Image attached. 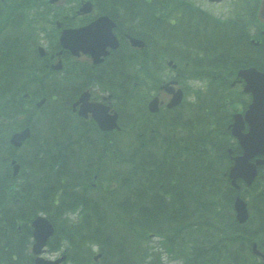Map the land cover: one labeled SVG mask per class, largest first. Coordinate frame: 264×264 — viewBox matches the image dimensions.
Wrapping results in <instances>:
<instances>
[{
	"label": "trees",
	"instance_id": "trees-1",
	"mask_svg": "<svg viewBox=\"0 0 264 264\" xmlns=\"http://www.w3.org/2000/svg\"><path fill=\"white\" fill-rule=\"evenodd\" d=\"M91 1L96 8L100 7V0ZM133 1L136 3L133 7L123 6L112 11L113 0H104L102 3L111 5L107 9L102 7V11L118 21V13L128 10L131 21L121 26L117 22V28L151 38L135 22L139 19V24L147 26V19L140 16V11L147 10L146 0ZM2 3L0 214L5 216L6 203L15 206V196H27L26 201L32 203L35 195L44 196L50 192L54 196L51 201L53 211L78 210L82 214L81 225L67 223L62 227L67 232L77 231L86 242L87 257L91 254L90 243H96L104 257L102 264H144L152 253L140 245L149 235L160 237V246L180 264H260L249 243L255 239L264 250V173L247 188L249 195H254L257 200L255 211L260 218L258 221L250 218L243 224L235 219L232 201L236 190L224 174L228 166L225 145L233 138L226 127L229 115L222 99V87H230L238 67L255 65L264 69V37L258 45H252L248 41V32L238 31L240 26L244 30L253 21L251 12H248L251 20L245 19L242 24L238 19L242 15L238 12L234 17L236 20H230L229 24L216 19H200L192 27L196 37L189 42L181 38L180 25L164 23L153 13L154 22L150 27L160 31L156 44H160V36H165L166 30L175 28L176 36L167 40L163 38L169 42L166 50L176 43L180 52H194L185 61H194V73L208 81L211 93L188 104H192V111L187 115L183 106L176 110V114L163 112L166 118L175 119L166 124L167 137H162L164 125L158 122L151 124L147 132L144 128L118 139H109L95 128L91 120L74 122L78 134L74 132L73 118L81 119L76 118L71 109L58 111L50 109L49 103L34 104L41 94L39 92H44L43 88L32 87L35 80L42 79L35 71L42 67L40 56L31 54L24 44L18 46L17 42L23 37L10 29L17 27V7L12 9L7 2ZM225 26L232 31L231 38H224ZM144 52L146 50L140 53L142 62L146 56ZM131 53L137 54V49H131ZM168 54L178 62L180 75L186 74L188 67L183 65L184 59L174 51ZM32 55L33 60H26ZM142 74H138L140 82ZM24 92H28V98ZM72 93L74 95L76 89ZM69 99L58 105L68 104ZM163 119L161 115L160 120ZM133 123L136 127L144 125L142 119ZM25 125L30 126L31 134L21 152L15 153L16 147L8 143V136ZM90 128L97 131L96 138L87 135ZM119 143L123 146L117 148ZM237 147L235 149L239 151ZM141 148L147 152H141ZM13 156L27 172L23 182L15 181L14 184L10 170ZM94 180L99 182L96 188L92 186ZM11 187L17 190L10 191ZM59 196L60 202L54 204V199ZM19 209L22 208H10L9 211ZM46 214L51 215L50 210ZM54 215V222L59 224L61 216L57 211ZM64 219L68 218L64 216ZM81 226L85 234H80L78 228Z\"/></svg>",
	"mask_w": 264,
	"mask_h": 264
},
{
	"label": "flooded vegetation",
	"instance_id": "flooded-vegetation-1",
	"mask_svg": "<svg viewBox=\"0 0 264 264\" xmlns=\"http://www.w3.org/2000/svg\"><path fill=\"white\" fill-rule=\"evenodd\" d=\"M164 1L166 0H158L161 12L157 14V18H159V20L164 23H173L174 18L172 17V15H170V13H172V9L175 10V17L176 20L179 22H182L184 18H187V20H192L196 18L201 19L203 21L206 20L205 18H217L222 21H230L232 19L231 12H237L238 10H241L243 8H247V5L256 10L260 3V0H167V2H170L168 4ZM152 2L153 0H146V5L151 6ZM118 3H120L118 2V0H113V2L111 3L112 5L106 2L103 8L107 9L109 8V5H111V8H113L112 11H115L117 10V8L123 7V5H120ZM169 4L172 5V9H170L167 14H164L163 10ZM124 7L129 8L126 5ZM99 9H102L101 4ZM214 9H219L222 12L227 11V17L224 19L214 17L210 14V11ZM189 12H191V15L189 14ZM92 15L93 14L77 15L83 18L80 19L77 25H82L88 22ZM263 30L264 28L259 29V33L261 34ZM250 38H258L257 33L254 37ZM119 40L124 42V38H122V40L119 38ZM172 50H175L174 52L177 53L178 57L184 59L183 65L186 64L188 67V72L186 74L180 75V72L177 71L179 66L178 62L174 61L173 59H171L169 61L170 64L167 65L168 60L165 57L163 65H158L154 56L149 58L146 65V89L148 91L147 95L151 94L150 90L154 88L153 96L158 97V101L164 104V108H167L166 102H168L170 98V94L166 90L161 89V86L164 81L174 79L177 81L178 87L183 88V81L185 79L189 78V81H193L194 77H197V75L194 73V61L191 59L189 61H185V58H188L189 55H193L194 52H180L177 47H170L168 53ZM61 54L62 52L59 54V56ZM111 55H114V53H112ZM51 57H53V54H51ZM71 59L72 60L68 62L69 67H74L75 65H78L80 68L84 67L85 69L94 68V65H91V63L89 62L88 55L83 54L81 52L73 56ZM63 63L65 62L63 61ZM181 66L182 64L180 63V67ZM156 68L158 69V71L153 72L152 70H156ZM166 68H168L169 76H167L165 72ZM76 71L78 70L73 69L74 73ZM234 85L240 87V91H242L241 83L236 82L234 83ZM189 91V88H186L183 91V102L181 103L182 106H187V104L189 103L188 99H186L187 93L189 94ZM226 102H228V99H226ZM178 105L171 106L169 108L178 110L180 108V103ZM88 108L89 107L87 105L84 106V109ZM191 111L192 110L190 109V107L184 110L186 114ZM226 113L228 114L227 111ZM164 115L165 114H162V118H166V115ZM154 117L161 119V115H155ZM162 137H166V135ZM230 156L231 155L228 156L229 164L227 169L230 168V166L233 164V161L231 160ZM261 173H264V169H259V173L257 174V176H261ZM15 198L21 201V203L19 204L14 203L15 208L22 209L15 210L12 212L5 210V216L2 215V213L0 214V264H35L36 262L37 264H39L38 261L43 264H102L99 263L101 258L103 257L102 252L99 249H97L96 253H92L90 255V258H88L86 254V242L82 241L81 236L77 234V231L67 232L65 228L62 227V225L64 226V224L67 223L73 225H81V221L79 218L80 215H76L74 221H71L70 219H64V216H70L72 214L70 211L54 210L55 212L57 211V213L61 216L62 220L58 222L59 224L51 222L50 225L52 228L50 229L47 236L44 238V243L42 245H40L41 243H39L40 246L37 245L38 238L34 233V230L36 229L35 223L40 222L39 229H43L44 232V224L38 218H47L46 211H53L51 201L54 196L50 194V192H48L44 196L35 195L32 198V203L26 201L27 199H29V197L27 196L19 195ZM59 202L60 196L59 198L56 197V199H54V204H58ZM30 207L31 209H29ZM7 208L10 207L7 206L6 203V209ZM44 208H47V210H44ZM78 229L81 231L80 234H85L83 226L79 227ZM42 239L43 238H41V240Z\"/></svg>",
	"mask_w": 264,
	"mask_h": 264
},
{
	"label": "rangeland",
	"instance_id": "rangeland-1",
	"mask_svg": "<svg viewBox=\"0 0 264 264\" xmlns=\"http://www.w3.org/2000/svg\"><path fill=\"white\" fill-rule=\"evenodd\" d=\"M10 1L13 2V1H16V0H10ZM103 1L104 0H100V2H99L102 7H104V3H102ZM124 1L126 3L125 2H120L118 4L123 5V6L126 5L128 7H133V5L136 4L133 0H124ZM76 5H78L76 0H74L73 4H72L71 1H67L65 3H62L59 7H52V12L53 13H62V12L66 11L69 8H71V10L73 11V9L75 10V8H76L75 6ZM151 6L152 7L146 6L145 7L147 9L146 11H140V16H142L143 18L147 19V26L139 24L140 23L139 19H136L135 22H136L137 25L140 26V29L142 31H144L145 33L148 32L149 36L151 37V38H146V42H149L151 47H153V45L155 44L156 48L158 50H160L161 42H160V44H156L157 34L160 31L159 30L157 31L155 28H151L150 27L151 23L154 22V20L151 18L153 13H154V17H155L156 14H159L161 12L158 0H153ZM170 9H172V5L171 4L167 5L166 8L163 10L164 14H167ZM95 10H96V8H95ZM174 11L175 10L172 9V13H170V15H172V17L174 18L173 19V23L178 24V25L181 26V28H182L181 38H183L184 40L189 42L192 38L196 37V34L194 33L192 27L194 26L195 23H199L200 19L194 18L192 20H187V18H184L182 22H179V21L176 20ZM52 12L50 10L49 14L52 15ZM237 12L240 13L243 16V17L241 16L240 18H238L240 23L242 24L245 19L251 20L250 14L248 12H251V15L254 16L255 9H253L249 5H247V9L243 8L241 10H238ZM210 14L215 16V17L221 18V19L226 18L227 17L226 15H228L227 11H223L222 12L219 9H214V10L210 11ZM28 15H30V12H28ZM55 18H57V16H52L50 18V22H51L50 25L52 26V27H48V30H50V31L47 34H43V33L40 32V34H43V37L37 39L36 45L41 44L45 48L46 51L47 50L52 51L53 48H54V45H55L54 44L55 43L54 39L52 38L53 34H54V31H55L54 30V20H55ZM35 23L38 25V24L41 23V20H37ZM224 23L229 24V22H226V21ZM23 25H24V27H25V29L27 31L31 32L29 23L26 22V23H23ZM238 27H239V25H238ZM240 28L241 29H238V31L240 30V32H243L245 34H246V31L248 32V34L253 31V28H251V27L250 28L249 27H245L244 30H243L242 26H240ZM258 28L263 29L262 25L257 24V29ZM7 29L8 28L5 29L4 33H6ZM226 29H227L226 30V35L224 36V38H231L232 31L228 27H226ZM15 32L17 34H21V29L20 28H16ZM165 33H166L165 36L163 34L160 36L162 41L164 39L167 40V39H171L170 37L176 36V29L173 28V29H170V31L168 29V30L165 31ZM223 34H225V30L223 31ZM9 39H13V38H9ZM177 40H178V38H177ZM184 40H183V42L185 43ZM21 41H22L23 44L27 43V40H25V39H22ZM19 43H20V41L17 42L18 46H19ZM162 43H169V42H162ZM29 49H30V53L31 54L36 53L34 45H30ZM178 49H179V44H178ZM126 50L127 49H125V48H120L119 51H120V53H122L124 55ZM144 50H146L148 52V54H150V52H149L150 51V47L149 46L146 47V49H144ZM140 52H141V50H140ZM132 55L133 54H129V53L126 52L125 58H124V61H123V64H122L124 72L123 73H118V75L120 76V79H122V82L124 84H126L127 87H124V88H121V89H117V90L115 88H113V87H109L107 83H110V82H114L115 83L116 82V80L114 78L110 79L111 76L108 77V76L101 75V76H97V77L92 79V82L94 84L97 82L96 80L104 81L103 82L104 88H107L108 90H111V91L114 92L115 98H113V96H112V98H108V99L110 101V105L111 106H115L116 109L120 112V116L121 115L126 116V114H132L133 115V114L136 113L135 105L129 107L130 108V113L125 112V110L123 109V108H125L127 106L126 105L127 104V99L123 95L124 90L128 89L129 91H137V95H142V94H144L143 90L145 89V86L142 83H140V78L138 77V74L136 72L139 69V64L142 65L143 63H142L141 60L137 63V59H131L130 57ZM33 59H34V55H32L30 57H26V60H33ZM132 61L136 65L132 64ZM39 62H41V61L39 60ZM103 67H105V66L103 65L101 68H103ZM73 69H76L78 71L79 70L83 71L78 65H75L74 67H70L69 74L66 77H64V75H65L64 71L62 73H60L59 76H58L57 74L49 73V71L46 68H44L42 70L41 76L44 78L46 84H50L51 82H54V83L58 84L57 93H56V99L58 97V93L61 92V91H64V93H66V94H63V96L61 97L62 101L66 100L67 98L72 97L73 93H72V89L71 88L77 87L78 85H79L78 87L81 86L83 88L84 86H82V85H84V84L89 82L88 79L85 77V75H82V74L72 75L73 74ZM134 72H136V73H134ZM165 72H168L166 74H167V76H169V71L167 69H165ZM131 74H133V75H131ZM141 79H142V77H141ZM133 82H138L140 84L137 85L136 87H134V89H133V85H132ZM94 84H92V86H93L92 88H93V91L96 92L97 89H94V86H95ZM201 86H204L202 78H199V81H197L196 79H194V81H189V87H194V90L196 91V93H199ZM197 87H200V88H197ZM233 88H235V87L229 88V96L232 97V99H234V101L232 102L233 103L232 104V111H235V110L241 111L244 108V106L246 105V103L249 101V98L247 100L244 96L241 95V93L236 92V90L233 89ZM236 93H238L240 96H236ZM103 94H106V93H103ZM203 94L206 95V93H203ZM187 96L190 98V95L188 93H187ZM61 102L58 101V104H60ZM58 104L56 103V105H58ZM123 105H125V106H123ZM51 107L52 106H50V109H51ZM138 108L141 109V106H138ZM50 109H49V111H50ZM73 124H74V122L72 123V125ZM125 124H126L127 127L131 126L130 121L125 123ZM50 127H52V126H50ZM73 130H74V132H77V130L75 129L74 125H73ZM130 131H132V130H130ZM77 134H78V132H77ZM92 134L95 135V133H92ZM122 139H124V138H122ZM230 142L231 141L226 143V146H225L226 148H229L230 146H233V144L232 143L230 144ZM21 147H22V145L17 146L16 150H15V153H20L21 150L23 149ZM25 169L26 168H24L23 170L20 169L19 171L16 172L13 184L15 183V181H16V183H20V182H23L22 180H25ZM12 190L16 191L17 189L15 187L14 188L11 187L10 191H12ZM239 193L241 194V196L246 198L245 195H244V189L240 190ZM248 199H249V203H250V206H251V213H249V215H250V218L253 219L254 216H257V212L253 209V205L255 204L256 200H255L254 195H248ZM8 206L10 208H14V205H12V204H10ZM10 208H7L6 210L9 211ZM125 238L129 239V237H125ZM159 240H160V237L154 236V235H149L143 241L142 244L140 243L141 247H145L150 252H153L152 256H154V259H152L151 256H150L149 259L146 260V262L150 261L151 264H179V262H174V260L171 257L166 256L165 253H162L164 251V247L163 246H161V247L158 246L159 245ZM126 243H127V241H126ZM0 251H1V246H0ZM159 253L161 254V258L162 259L161 258H159V259L156 258ZM163 258H165L164 259L165 261L163 260ZM167 259H169L170 261L167 260ZM101 261H102V259H101ZM101 261L99 263H101Z\"/></svg>",
	"mask_w": 264,
	"mask_h": 264
},
{
	"label": "water",
	"instance_id": "water-1",
	"mask_svg": "<svg viewBox=\"0 0 264 264\" xmlns=\"http://www.w3.org/2000/svg\"><path fill=\"white\" fill-rule=\"evenodd\" d=\"M91 9V3L85 1L80 7L81 12H88ZM257 18L264 22V0H260L257 11ZM114 22L106 15H100L88 24L78 27L63 30L60 36V42L63 47L70 48L73 53L78 50L90 52L97 56L106 54L105 47H116V36L112 32ZM133 44L141 45L142 42L137 39H131ZM237 76L244 79V91L250 92L252 95V102L243 114L241 119H235V122L230 124L231 132L236 136L240 146L242 147V154L234 157V164L230 167L229 178L234 183L236 177H241L247 184L250 183L256 174V165L264 163V71H260L255 67L242 68L237 71ZM180 92L175 93V100L171 101L168 105L177 103L180 99ZM240 114H235L234 117H240ZM104 117V116H103ZM99 123L105 120L96 116ZM244 121L247 122L248 130L242 132ZM102 125V124H101ZM29 134L28 128L20 132L14 133L10 137V142L15 145H20ZM260 154L261 159H255L254 162L250 158ZM234 210L236 211V218L238 221L243 222L247 218V210L245 202L237 196L233 203ZM44 224L43 229H39L40 222L35 223L34 233L38 241L37 244L44 243V238L50 231V227L44 218H38ZM41 238H43L41 240ZM41 240V242H40ZM255 253L259 251L253 245ZM264 259V255H263ZM264 264V261H263Z\"/></svg>",
	"mask_w": 264,
	"mask_h": 264
},
{
	"label": "bare ground",
	"instance_id": "bare-ground-1",
	"mask_svg": "<svg viewBox=\"0 0 264 264\" xmlns=\"http://www.w3.org/2000/svg\"><path fill=\"white\" fill-rule=\"evenodd\" d=\"M115 79L116 81H119L120 80V76L118 75V74H114V75H112L111 77H110V79ZM54 82H51V84H53ZM35 87L36 88H43L44 87V85L43 84H41V83H36L35 84ZM86 98H88V95H86ZM146 99V96L145 95H137V96H133V97H131L128 101H127V106L125 107V108H123L124 110H125V112H128L129 110H130V108L129 107H131V106H134V105H136V104H138L140 101H143V100H145ZM76 102H77V99H73V101L71 102V104H62L63 106H59V105H51L52 107L51 108H54V109H56V110H58V111H65V110H67V109H71V108H73L74 106H75V104H76ZM123 106H125V105H123ZM181 107H182V105H181ZM183 110H185L186 108H188L187 106L185 107V106H183ZM59 109H62V110H59ZM108 131V129L107 128H104L103 129V132H107ZM24 142L25 141H21V143H20V145H23L24 144ZM123 145L122 144H118V145H116V147L117 148H120V147H122ZM124 146H125V148H126V145L124 144ZM141 152H143V151H146L147 152V150L144 148V149H142L141 148V150H140ZM10 161H12V163H13V166H14V168L17 170V171H19L20 169L21 170H23L24 169V165H22L18 160H17V158L15 157V156H13V157H11L10 158ZM93 183H92V186L94 187V188H96L97 187V185H98V181H96V180H94V181H92ZM63 186V185H62ZM4 191H7L5 188H4ZM101 193H103L102 191H101ZM16 195V194H15ZM15 195H13V196H15ZM16 197V196H15ZM15 203L16 204H19V203H21V201L20 200H18V199H16L15 198ZM51 212V215H47V218L46 217H43L44 219H45V221L47 222V223H50L51 224V222L53 223L54 222V212L55 211H50ZM56 214V213H55ZM1 253V252H0ZM35 264H37V262L35 263Z\"/></svg>",
	"mask_w": 264,
	"mask_h": 264
}]
</instances>
